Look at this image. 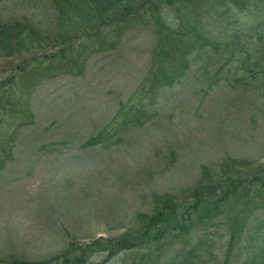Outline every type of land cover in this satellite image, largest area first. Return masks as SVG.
<instances>
[{
    "label": "rangeland",
    "instance_id": "obj_1",
    "mask_svg": "<svg viewBox=\"0 0 264 264\" xmlns=\"http://www.w3.org/2000/svg\"><path fill=\"white\" fill-rule=\"evenodd\" d=\"M172 9L159 13L167 32L149 20L89 21L86 29L101 33L96 42L0 57V264L119 236L157 196L193 186L203 166L264 163V26L248 30L261 12H229L208 34L196 22L200 40L176 42ZM0 19L43 39L75 29L60 22L54 0H0ZM234 34L243 35L241 53L219 49L218 38ZM158 48L177 75L172 85L151 79ZM257 207L243 219L253 228L264 225ZM187 245L164 249L161 264ZM135 253L95 252L87 264H123Z\"/></svg>",
    "mask_w": 264,
    "mask_h": 264
},
{
    "label": "trees",
    "instance_id": "obj_2",
    "mask_svg": "<svg viewBox=\"0 0 264 264\" xmlns=\"http://www.w3.org/2000/svg\"><path fill=\"white\" fill-rule=\"evenodd\" d=\"M54 3L60 19L65 15L60 22L68 21L74 31L43 39L35 37L25 23H9L0 19L2 59L8 60L21 51L34 49L46 53L45 50L60 43L71 48L74 43L81 44L85 40L96 42L101 33L90 32L98 28L87 30L84 23L89 21L103 26L108 21L132 24L149 20L167 32L168 27L161 22L159 15L163 6H171L174 19L178 21L175 29L171 30L176 42H183L184 38L200 40L193 33L196 22L208 34L207 27L227 23L231 15L243 10L261 12L256 25L249 31L258 32L264 26V0H54ZM83 27L86 33H83ZM242 37L234 34L229 36L230 39L227 36L218 38L217 43L221 44L218 47L225 50L230 44L235 53L240 54L244 44ZM159 48H162L161 43ZM160 49L154 56L159 63L151 79L159 83L163 77L165 83L172 85L177 75L165 71L162 56L167 52L163 50V55ZM262 51L264 48L260 47V53ZM55 56L52 54L48 58L55 60ZM217 70L216 66L212 72ZM260 70L264 73L262 64ZM254 203H258L257 209L264 207V163L244 166L234 159H227L217 167L203 166L199 180L179 196H157L151 212L140 214L135 226L119 236H100L90 243L71 244L50 259H16L12 264H87L95 252L113 257L131 251L138 253H135L133 261L127 260L123 264H161L160 254L164 249L184 241L189 245L181 247L171 262L164 259V264H264V225L253 228L247 221L243 223L245 214ZM222 218L226 222H221ZM208 231L212 237L202 235Z\"/></svg>",
    "mask_w": 264,
    "mask_h": 264
}]
</instances>
